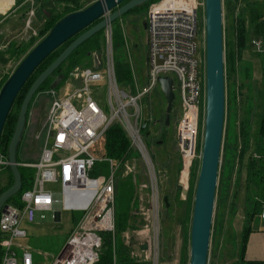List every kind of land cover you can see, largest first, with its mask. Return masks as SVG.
<instances>
[{
	"label": "built area",
	"instance_id": "2783aa9c",
	"mask_svg": "<svg viewBox=\"0 0 264 264\" xmlns=\"http://www.w3.org/2000/svg\"><path fill=\"white\" fill-rule=\"evenodd\" d=\"M199 1L157 0L148 6L145 76L142 81L130 63L133 92L131 88H120L116 82L111 24L104 29V56L95 52L91 66L75 65L68 73L61 95L54 88L48 91L52 99L45 115L46 133L39 157L18 163L34 170L31 186L21 192L18 203H7L0 212V264H45L34 261L30 245L17 241L27 236V231L20 228L22 221L33 222L35 212L83 211L50 264H96L103 233L111 234L114 242L116 176L119 168L122 176L135 173L136 163L129 160L117 163L93 152L113 123L119 124L129 137L145 167L147 181L137 186L142 195L139 213L143 215V225L135 236L139 248L130 251L131 260L119 263L113 254L106 264H154L159 194L152 157L144 138L153 116L151 111L144 113L142 103L143 98L151 99L157 86L160 88L158 77H172L180 110L175 129L181 167L178 185L186 190L192 165L196 161L200 163L205 101L204 26L198 20L204 1ZM9 3L8 7L0 9V21L16 6V0ZM252 45L256 51H264L260 40L252 39ZM125 47L129 52L128 45ZM94 59L98 61L97 68ZM100 67L106 70L107 76L105 100L95 99L90 87L91 83L102 80ZM100 161L108 163L107 174H91ZM6 165L7 158L0 154V170ZM46 183L59 184V192L46 190ZM261 217L264 218V203ZM124 238L125 243L131 242L128 233Z\"/></svg>",
	"mask_w": 264,
	"mask_h": 264
},
{
	"label": "rangeland",
	"instance_id": "374dc122",
	"mask_svg": "<svg viewBox=\"0 0 264 264\" xmlns=\"http://www.w3.org/2000/svg\"><path fill=\"white\" fill-rule=\"evenodd\" d=\"M200 1L202 2V0ZM223 1L224 0H222V3ZM29 2L28 7L26 4H22L23 2L21 4H16L15 8L0 21V49L5 48L11 41L26 43L30 40H34L35 44L42 38V36H39V31L41 30L44 21L40 15L39 6L36 5L35 0H30ZM146 13L147 11L145 9L140 8L137 12L128 11L122 15L124 16V21L120 31L123 30V33L126 34L125 38H127V40H125V45H128L129 52H127L125 45L121 44L120 35L115 34L113 43L115 61L119 63H125L126 61L129 65L130 63L133 64L136 75L142 81L145 76V29L142 25V20L145 19ZM224 13L223 4V34L225 44V36L230 35L231 32L233 17ZM198 20L201 25L203 22V6L199 11ZM199 42L202 44L201 41ZM249 44L251 49L246 48L240 54L239 59L236 60V71L232 72L231 79L228 81L225 79L226 89L228 86L230 88L234 82L236 91V102L234 103L229 100L228 105L226 104L225 107V128L227 130V137L228 135L231 136V131L235 130L237 134L239 133V126L246 116L248 107L251 108L250 113L253 120H256L255 115L260 111L257 106V102L254 99L257 88L260 86L259 61L256 56H253L251 50L255 51V53H258V51H256L253 47L252 40H250ZM91 50L98 51L101 57L104 56L103 43L93 44ZM88 59L87 66H91V57L88 56ZM16 63L17 61L12 59H9L5 64L0 63V76L8 73L11 74ZM248 64H251L252 75L251 78L245 79L243 77V72ZM99 71L103 76L102 80L91 83L90 87L95 95V99L105 100L107 94L106 70L103 67H100ZM248 82H250L251 91H248L247 89ZM64 83L65 82L62 81L54 87L56 93H59L60 95L62 94L64 90ZM49 90L50 89L36 93L37 102H35L32 106V111L28 119L29 124L24 130L22 138L23 142L20 144L19 151L24 145L26 147L25 154L27 159L32 158L33 154L36 155L40 151L43 138L45 137L46 129L43 128V124L45 122V115L48 106L52 99V95L48 92ZM134 90L135 89H133L132 92ZM251 92L252 97L248 101L249 96H251ZM174 94L175 97L172 104L169 123L167 125L161 121V117L165 114L166 103L159 86H157L151 93V99L147 100L146 98H143L142 103L145 109L144 113L151 111L153 116V122L150 124L148 134L145 135L144 138L147 143L149 153L152 155L151 157L154 165L159 194L157 221L159 226L157 229L158 237L156 238L157 246L154 264H180V258H182V254H184V252H187L189 259V232L191 219L190 216L188 219H184V214L189 207L187 200H185L187 193L186 195H182L183 189L178 185L181 167L179 166L178 169L179 156L175 141V129L180 110L177 90H174ZM149 102L150 105L148 104ZM249 124L251 125H249V127L255 129V123L254 127L252 126L253 124ZM38 134L39 138H37ZM158 140H163V142L161 144H156V141ZM229 140H231L230 137ZM223 142L217 190L213 208L207 264H234L237 259L236 248L239 243L240 232L245 222V212L247 208H249L248 205L252 199L249 198V202L247 200L248 195L245 188V159H243L242 163H238L237 161L234 168L233 182L231 181V184L228 186L227 175L225 174L224 176L226 169L222 171L221 168ZM239 142H241V140ZM230 146L231 147L229 148H232V145ZM197 163L199 162L196 161L192 166ZM104 172L107 174V170ZM130 177L132 181L136 183V187L139 185V182L143 183L147 181V176L145 175L140 162L137 161L135 173H131L128 177L123 176L122 179L124 180L119 182V190L124 188L126 181L130 180ZM236 178H239L238 187L234 185ZM1 180L4 181V175L1 176ZM189 181L188 187L186 188L187 192L189 188ZM44 187L46 190H51L52 192H59L60 190L59 184L57 183H46ZM164 195H167L169 203L168 206L163 205L164 202L162 198ZM141 196L142 195H140L139 190L134 197L138 212ZM143 196H145V192H143ZM7 203L15 204V202L10 200H8ZM82 214L83 211L81 210H57L55 214L53 211L35 212L33 222H26V220L22 221L20 228L27 231V236L17 241L21 242L22 245H30L33 248V258L35 262L50 264L53 258L56 257L63 248L69 233L75 226L76 222L81 218ZM255 222L256 221H254V224ZM184 229L187 230L188 242H186V237L183 233ZM135 243L138 244V241L132 242V248ZM142 248H144V246H142ZM132 250L133 249H131V251ZM36 252H41V254H36Z\"/></svg>",
	"mask_w": 264,
	"mask_h": 264
},
{
	"label": "trees",
	"instance_id": "16d2710c",
	"mask_svg": "<svg viewBox=\"0 0 264 264\" xmlns=\"http://www.w3.org/2000/svg\"><path fill=\"white\" fill-rule=\"evenodd\" d=\"M94 0H35L36 5L39 6V12L42 17L43 26L39 31V36H44L50 28L63 16L68 13L80 10L87 5H89ZM157 0H149L143 3L140 6L134 7L129 10L131 12L138 11V9L142 8L147 11L148 6ZM23 2V3H22ZM26 4L28 7L29 1L26 0H16V4ZM224 14L231 15L232 24H231V32L230 35L225 36V44H224V53H225V79L228 81L231 79L232 72L235 70V62L239 59L240 54L246 49H251L250 40L258 39L264 46V0H224ZM124 16L114 20L111 23V38H112V48L114 43L115 34L120 35L121 44L125 45V33H123L122 24L124 21ZM226 30V29H225ZM104 29L98 31L93 36L88 38L86 41L81 43L78 47H76L71 54L50 74L44 82L40 85V87L35 92L32 97L28 111L26 114V123L25 128L29 124L28 119L29 115L32 111V106L37 102L36 93H40L42 91H47L48 89L54 88L52 87V83L57 76L60 74L63 75V79L61 82H65L68 73L75 65H87L88 56L91 57L92 63V55L93 53H98V51L91 50L93 44H101L104 45ZM228 36V37H227ZM74 39V37L68 39L61 46L53 50L48 56H46L42 62L36 67L33 73L26 80L18 95L16 96L11 109L8 112L7 118L4 122L1 136H0V154H2L5 158H7V149L13 134V130L16 124L19 108L22 102V99L28 90L29 86L36 78V76L44 70L54 59L55 57ZM1 41V38H0ZM1 43V42H0ZM36 44V43H35ZM34 46V40H30L28 42H16L11 41L5 48L0 49V63L5 64L9 59L17 61L14 69L20 63V61L24 58V56L30 51V49ZM114 50V49H113ZM253 56H256L259 61L260 68V86L257 88L256 95L254 99L257 102V106L260 111L255 115L256 120L251 118V108L248 107L246 116L242 120L239 126V133L236 131H231V136L226 135V128H224V139H223V156H222V171L226 169L224 173L227 175L228 186L233 182L234 177V168L236 163H242L243 159H245L244 167L246 172V190H247V200L249 202V198H252L249 202V205L245 212V222L242 226L240 232L239 243L236 248L237 251V259L234 264H255L256 262L246 260L245 259V250L246 243L249 236V233L252 230L254 225V221L260 220L261 213V205L264 203V51L255 53L252 51ZM114 59V53H113ZM13 69V70H14ZM114 72L115 78L118 86L122 89L133 90L132 88V75L131 68L128 62L119 63L114 59ZM10 73L0 76V88L6 79L9 77ZM251 64L245 68L243 72V77L245 79L251 78ZM248 91H251L250 82H248ZM226 104L228 105L229 100L232 102H236V91L234 82L232 86L226 89ZM253 92V91H252ZM250 93V95L252 94ZM252 95L249 96L248 101L251 99ZM228 107V106H227ZM161 121L164 122V116L161 117ZM226 119V118H225ZM28 122V123H27ZM153 121L150 122V124ZM165 123V122H164ZM249 123L253 124L255 129L249 127ZM144 131V136L148 134L149 126ZM251 126V125H250ZM24 128V130H25ZM24 130L22 132L20 141L17 145L16 150V159L18 163L28 162L25 158L21 159L19 154L22 149H24V145L19 151L20 144L23 142L22 138L24 135ZM229 137L231 140H229ZM238 140V141H237ZM241 140V142H239ZM163 140H161V143ZM160 143V144H161ZM157 144V141H156ZM230 145H232V148ZM232 149V150H231ZM98 157H108L114 160L117 163L124 164L126 160L133 161L137 164V161L141 163L139 160V155L137 151L133 148L129 137L126 132L122 129V127L117 124H111L106 130L102 140L94 147L93 151ZM152 156V155H151ZM230 158V159H229ZM26 159V160H25ZM33 161V160H31ZM30 162V161H29ZM180 161L178 160V169L180 166ZM143 167V171L145 172V167L141 163ZM19 171L21 174V188L20 190L13 196L9 198L12 202L18 203V198L21 192L31 186L32 178L34 170L29 167H24L22 165H18ZM177 169V170H178ZM108 170V163L104 161L97 162L94 165V169L91 174H97L98 172H104ZM115 181V204H114V218H115V231H114V242H112L111 234L103 233V243L102 249L100 252L99 260L96 264H106L112 260L113 254L119 263H122L127 260H131L130 256L131 249H138V244L135 243L132 248V242L129 244L125 243L124 234H130L131 241H136L135 232L139 230L143 225V218L138 212V208L136 207L135 196L137 194L136 183H134L130 177V180L126 181V184L122 190H119V182H121L123 178L121 173V168H119ZM199 163L195 164L190 171V181L189 188L187 192L186 199L189 207L187 208L186 213L184 214V219H191L192 213V198L193 191L195 187L196 178L198 175ZM7 173V174H6ZM6 174V176H5ZM4 175V181L1 180V176ZM128 177V176H125ZM220 181V180H219ZM13 182L12 173L9 165H6L0 170V193L6 190ZM234 185L238 187L239 178L235 179ZM178 186V185H177ZM179 188V186H178ZM219 188V186H218ZM165 205V203H163ZM191 205V206H190ZM166 206V205H165ZM187 230L184 229L183 233L186 237V242H188ZM185 247V246H184ZM180 264H188V256L187 252L182 254V258H180Z\"/></svg>",
	"mask_w": 264,
	"mask_h": 264
},
{
	"label": "water",
	"instance_id": "95a60500",
	"mask_svg": "<svg viewBox=\"0 0 264 264\" xmlns=\"http://www.w3.org/2000/svg\"><path fill=\"white\" fill-rule=\"evenodd\" d=\"M147 1L149 0H94L86 7L66 14L34 44L3 83L0 88V136L8 112L26 80L46 56L68 39L74 37L55 59L36 76L22 99L7 149V160L13 182L0 193V212L7 206L9 198L21 188V174L16 159V150L25 128L30 101L37 89L76 47L98 31L105 29L129 10ZM203 1L205 104L200 144L201 157L193 191L188 264H207L225 128L226 83L223 3L222 0ZM107 12L109 14L104 16ZM142 25L145 29V19L142 20ZM98 66L97 59H94V67L97 68ZM62 79V74L57 76L52 87L57 86ZM158 82L166 103L164 122L167 125L175 97L173 79L171 76H160ZM160 143L161 140H158L157 144ZM182 193L186 195L187 191L182 190ZM162 200L168 206L167 195H164Z\"/></svg>",
	"mask_w": 264,
	"mask_h": 264
},
{
	"label": "crops",
	"instance_id": "0c3cea01",
	"mask_svg": "<svg viewBox=\"0 0 264 264\" xmlns=\"http://www.w3.org/2000/svg\"><path fill=\"white\" fill-rule=\"evenodd\" d=\"M25 153H26V147L24 146V149L21 150L19 157L21 159L25 158L26 156ZM39 153L40 151L37 154L35 153L36 155L33 154L32 158H28V159H31L33 161L37 160L39 157ZM31 160H27V161H31ZM245 259L254 261L256 262L255 264H264V220L260 219L256 221L254 226L252 227L251 232L249 233L246 243Z\"/></svg>",
	"mask_w": 264,
	"mask_h": 264
},
{
	"label": "bare ground",
	"instance_id": "6f19581e",
	"mask_svg": "<svg viewBox=\"0 0 264 264\" xmlns=\"http://www.w3.org/2000/svg\"><path fill=\"white\" fill-rule=\"evenodd\" d=\"M11 0H0V9L1 8H6L10 5ZM204 104H205V101H204ZM260 218L261 220H264V218L261 217V213H260Z\"/></svg>",
	"mask_w": 264,
	"mask_h": 264
}]
</instances>
